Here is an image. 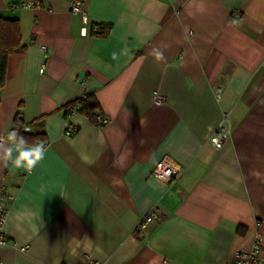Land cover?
<instances>
[{
    "label": "crops",
    "instance_id": "1",
    "mask_svg": "<svg viewBox=\"0 0 264 264\" xmlns=\"http://www.w3.org/2000/svg\"><path fill=\"white\" fill-rule=\"evenodd\" d=\"M70 1L0 0L24 45L7 57L0 134L20 112L47 146L31 173L0 162V263L232 264L264 237V0H84L86 22ZM86 93L108 124L65 118ZM163 158L178 178L152 174Z\"/></svg>",
    "mask_w": 264,
    "mask_h": 264
},
{
    "label": "built area",
    "instance_id": "2",
    "mask_svg": "<svg viewBox=\"0 0 264 264\" xmlns=\"http://www.w3.org/2000/svg\"><path fill=\"white\" fill-rule=\"evenodd\" d=\"M84 0H71L70 1V12L71 13H80L84 22L87 21L85 10L83 8ZM39 5V2H30L26 4V6H34ZM41 71L43 68L40 69ZM84 97V96H82ZM156 102L161 103L163 98L159 95L155 98ZM79 102L68 104L65 107V118L68 119L74 114L79 113ZM96 123L100 125H106L110 122L108 117H105L101 114L96 115ZM77 130V127L73 124L67 122L65 124V133L67 135H71ZM231 133V123L229 119V115L227 113L223 114L221 120L217 124L215 130L210 136V143L214 149L219 150L223 148L227 140L229 139ZM181 168L174 165L171 161L166 159H160L155 163L152 169V174L163 180H171L178 178L181 175ZM8 209L6 205V188L4 185H0V245L8 242V239L4 232V225L7 219ZM158 217L157 210L151 211L147 217H145V221L141 222L140 226L146 223L151 219H155ZM27 246L21 247L22 250H25ZM264 250V237L260 231L256 230L253 236L252 244L247 251H238L235 252L233 256L232 264H259L261 252ZM1 264V263H0ZM86 264H102V262L96 258L88 257L86 260ZM162 264H167V260H163Z\"/></svg>",
    "mask_w": 264,
    "mask_h": 264
},
{
    "label": "trees",
    "instance_id": "3",
    "mask_svg": "<svg viewBox=\"0 0 264 264\" xmlns=\"http://www.w3.org/2000/svg\"><path fill=\"white\" fill-rule=\"evenodd\" d=\"M24 49V45L21 43L20 24L18 19L0 17V89L5 84L6 79V67L7 57L15 52ZM79 102V113L85 116L91 124L96 123V115L101 114L99 103L92 93H86L84 97H79L63 107L64 114L66 112L65 107L68 104ZM27 124L25 123L23 116L18 112L14 119L12 129L19 130L25 137L28 138L29 143L43 140L45 142V136L43 132L25 131Z\"/></svg>",
    "mask_w": 264,
    "mask_h": 264
},
{
    "label": "clouds",
    "instance_id": "4",
    "mask_svg": "<svg viewBox=\"0 0 264 264\" xmlns=\"http://www.w3.org/2000/svg\"><path fill=\"white\" fill-rule=\"evenodd\" d=\"M128 54L129 49L125 47L119 53L113 52L112 58L116 60L120 55ZM148 54L158 61L164 58L163 51L159 48L151 49ZM46 152L47 146L43 140L30 144L28 138L19 130H6L5 133L0 134V162H3L5 166L10 164L17 170L31 173L44 160Z\"/></svg>",
    "mask_w": 264,
    "mask_h": 264
}]
</instances>
